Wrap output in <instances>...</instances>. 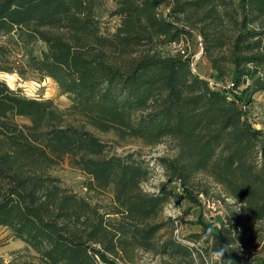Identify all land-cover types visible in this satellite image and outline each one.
I'll return each instance as SVG.
<instances>
[{
  "label": "trees",
  "instance_id": "trees-1",
  "mask_svg": "<svg viewBox=\"0 0 264 264\" xmlns=\"http://www.w3.org/2000/svg\"><path fill=\"white\" fill-rule=\"evenodd\" d=\"M197 38L209 80L191 69ZM0 73L51 79L70 101L60 110L0 81V228L25 246L0 264H132L138 252L206 264L222 249L216 264H264L249 253L264 231V131L246 109L264 92V0H0ZM94 132L118 147L168 143L156 164L179 193L144 191L148 162ZM65 162L86 192L111 189L109 203L53 176ZM209 188L219 225L175 238L165 205L201 204Z\"/></svg>",
  "mask_w": 264,
  "mask_h": 264
},
{
  "label": "rangeland",
  "instance_id": "rangeland-1",
  "mask_svg": "<svg viewBox=\"0 0 264 264\" xmlns=\"http://www.w3.org/2000/svg\"><path fill=\"white\" fill-rule=\"evenodd\" d=\"M107 7L111 8V2H107ZM107 21V26L109 31H113L114 27L117 25V18H105ZM186 47V45H184ZM177 47L172 46L167 48L166 53L173 54L176 53ZM187 52L192 56L191 69L192 71L203 79H210V67L203 56V51L200 43V39L197 38L193 42H190L187 47ZM0 81L6 83V85L16 93L22 95L23 97L37 100H51L54 105L60 109H66L70 101L65 96L62 95L57 87V85L51 79H39L36 75L28 74L25 78H20L16 74H6L0 73ZM212 84V83H211ZM264 93V92H262ZM261 94V93H260ZM258 94V95H260ZM254 103V104H253ZM264 94L261 96L253 97V102L246 109L249 111L251 122L256 124L255 128L264 131ZM18 123H26L23 118L17 117L15 119ZM100 140L105 143L113 145L114 153L125 154L126 152L138 151L142 158L148 162L150 169L152 170V175L149 180L143 183L142 189L148 193H156L160 185L165 184L166 189L172 191H179L177 184L169 183L164 178L163 172L160 167L156 164V159L161 156H172L173 152L169 150V144H160L155 147H144L138 141H131L118 147L113 144L114 139L111 135H100L94 132ZM52 175L58 177L62 180L65 186L69 187L73 192L81 196H86L91 198V201L98 202L100 205H107L111 199L112 190L108 189L104 193H88L84 188L85 176L77 169L70 167L67 162L59 165L52 171ZM178 189V190H177ZM208 196L204 198L217 201L218 191L215 188H209ZM179 193V192H178ZM220 201V200H219ZM228 203V202H227ZM221 209L218 213L209 214L205 211L201 204H195L188 200H182L178 203H169L165 205L163 217L171 218L177 222L180 226V236L179 239H187L188 236L200 231L198 222L204 221L209 223L213 227L219 225V221L222 218L224 204L220 201ZM264 230V224L260 227ZM258 244L255 245L249 253H260L264 256V231L258 234ZM199 246V245H196ZM25 246L22 242L14 240L9 232L3 228H0V258L2 257L5 262L10 260V253L13 251L21 250ZM165 259L159 256H155L149 253L138 252L136 260L132 264H165ZM206 264H216V259L213 256L205 257ZM119 264H124V262H119ZM128 264V263H126Z\"/></svg>",
  "mask_w": 264,
  "mask_h": 264
},
{
  "label": "built area",
  "instance_id": "built-area-1",
  "mask_svg": "<svg viewBox=\"0 0 264 264\" xmlns=\"http://www.w3.org/2000/svg\"><path fill=\"white\" fill-rule=\"evenodd\" d=\"M198 198L201 202V205L205 209V211L208 212L209 214L218 213L219 210L222 208L219 200L217 201L210 200V199L204 198L202 195H200ZM221 212H223V209ZM174 236L177 239H179V236H180V226L177 224V222H175Z\"/></svg>",
  "mask_w": 264,
  "mask_h": 264
},
{
  "label": "clouds",
  "instance_id": "clouds-1",
  "mask_svg": "<svg viewBox=\"0 0 264 264\" xmlns=\"http://www.w3.org/2000/svg\"><path fill=\"white\" fill-rule=\"evenodd\" d=\"M225 251H226V249H222L221 251L214 253L213 254L214 258L217 260H220L221 257H223ZM221 264H222V262H221Z\"/></svg>",
  "mask_w": 264,
  "mask_h": 264
},
{
  "label": "crops",
  "instance_id": "crops-1",
  "mask_svg": "<svg viewBox=\"0 0 264 264\" xmlns=\"http://www.w3.org/2000/svg\"><path fill=\"white\" fill-rule=\"evenodd\" d=\"M262 94H264V93H261L260 95H256V96H261ZM253 104H254V103H253ZM262 107H264V106H262ZM261 112L264 113V110H262ZM255 125H257V123L254 124V127H255Z\"/></svg>",
  "mask_w": 264,
  "mask_h": 264
}]
</instances>
